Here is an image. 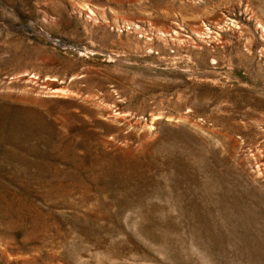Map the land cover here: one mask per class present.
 <instances>
[{"label": "rangeland", "instance_id": "1", "mask_svg": "<svg viewBox=\"0 0 264 264\" xmlns=\"http://www.w3.org/2000/svg\"><path fill=\"white\" fill-rule=\"evenodd\" d=\"M0 264H264V0H0Z\"/></svg>", "mask_w": 264, "mask_h": 264}]
</instances>
